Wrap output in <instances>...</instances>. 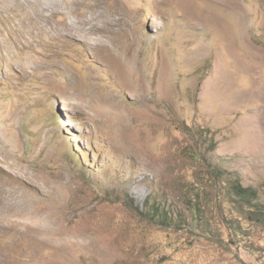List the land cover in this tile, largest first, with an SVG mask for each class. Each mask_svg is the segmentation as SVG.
I'll list each match as a JSON object with an SVG mask.
<instances>
[{
    "label": "rangeland",
    "instance_id": "rangeland-1",
    "mask_svg": "<svg viewBox=\"0 0 264 264\" xmlns=\"http://www.w3.org/2000/svg\"><path fill=\"white\" fill-rule=\"evenodd\" d=\"M226 174L264 204V0H0V264H264Z\"/></svg>",
    "mask_w": 264,
    "mask_h": 264
},
{
    "label": "trees",
    "instance_id": "trees-1",
    "mask_svg": "<svg viewBox=\"0 0 264 264\" xmlns=\"http://www.w3.org/2000/svg\"><path fill=\"white\" fill-rule=\"evenodd\" d=\"M220 176H224L223 171H219ZM226 184L231 191V194L240 203L246 220L257 221L264 223V204L259 201L258 189L252 186H245L240 177L236 176L234 179L228 178L226 174Z\"/></svg>",
    "mask_w": 264,
    "mask_h": 264
},
{
    "label": "bare ground",
    "instance_id": "bare-ground-1",
    "mask_svg": "<svg viewBox=\"0 0 264 264\" xmlns=\"http://www.w3.org/2000/svg\"><path fill=\"white\" fill-rule=\"evenodd\" d=\"M66 25V23H65ZM76 25V24H75ZM83 27V26H82ZM68 29V28H67ZM82 29V28H81ZM69 30V29H68ZM85 33V32H84ZM8 223V222H7ZM4 225V224H3ZM15 226V225H14ZM18 230V229H17ZM30 231V230H29ZM10 232V231H9ZM11 233V232H10ZM33 233V232H32ZM14 234V233H13ZM32 236V235H31ZM40 239V238H39ZM18 240V239H17ZM36 240V239H35ZM31 241V240H30ZM42 244V243H41ZM38 246V245H37ZM10 260V259H9ZM7 263V262H6ZM5 264V263H4Z\"/></svg>",
    "mask_w": 264,
    "mask_h": 264
}]
</instances>
